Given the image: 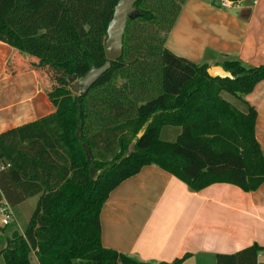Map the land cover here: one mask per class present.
<instances>
[{
  "label": "trees",
  "instance_id": "1",
  "mask_svg": "<svg viewBox=\"0 0 264 264\" xmlns=\"http://www.w3.org/2000/svg\"><path fill=\"white\" fill-rule=\"evenodd\" d=\"M183 1L139 0L121 58L77 96L67 76L81 79L106 63V32L119 0H0V42L36 60L54 109L0 134V211L38 197L21 233L0 227L4 264H31L30 255L37 264H148L103 247L100 225L111 192L145 167L196 193L223 184L250 193L264 183L257 113L221 96L250 94L264 82V66L226 60L216 66L233 79H213L209 66L167 50ZM165 127L180 129L174 142L160 140ZM263 252L252 245L217 255L216 264H258Z\"/></svg>",
  "mask_w": 264,
  "mask_h": 264
},
{
  "label": "crops",
  "instance_id": "2",
  "mask_svg": "<svg viewBox=\"0 0 264 264\" xmlns=\"http://www.w3.org/2000/svg\"><path fill=\"white\" fill-rule=\"evenodd\" d=\"M219 1L184 0L167 50L209 67L226 60L264 66V0H229L230 8ZM35 63L0 42V134L54 112L46 95L49 80ZM235 100L230 104L242 112L256 111L255 137L264 153V82ZM9 209L18 226V213ZM100 225L102 246L137 262L170 264L188 255L183 264H216L217 255L264 248V183L250 193L225 184L196 193L162 170L145 167L111 192Z\"/></svg>",
  "mask_w": 264,
  "mask_h": 264
},
{
  "label": "water",
  "instance_id": "3",
  "mask_svg": "<svg viewBox=\"0 0 264 264\" xmlns=\"http://www.w3.org/2000/svg\"><path fill=\"white\" fill-rule=\"evenodd\" d=\"M139 0H119L117 3L111 22L106 32L104 51L106 63L100 68L92 67L81 79L75 75L67 76V83L70 91L77 96H84L89 89L110 69V63L116 62L122 56V38L128 21H132L139 16L135 4ZM61 74L64 72L61 71ZM210 78L230 79L233 77L225 72L220 66H213L207 70ZM95 181V179H94Z\"/></svg>",
  "mask_w": 264,
  "mask_h": 264
},
{
  "label": "rangeland",
  "instance_id": "4",
  "mask_svg": "<svg viewBox=\"0 0 264 264\" xmlns=\"http://www.w3.org/2000/svg\"><path fill=\"white\" fill-rule=\"evenodd\" d=\"M49 87H50V82H49ZM49 87H48V89H49ZM221 96L228 103H232V104L236 103L235 98L232 97V96H230V95H228V94H226V93H222ZM237 104H238V102H237ZM179 133H180V129L179 128H175V127H165V128H163L161 130L160 140H162L164 142L172 143V142L175 141V139H176V137L178 136ZM37 199H38V197L30 198L25 203H23L20 206H18V207L15 208V210L18 213V216H19L18 226H16V223L12 220L11 217L9 218V224L12 225L14 228H16V230L19 233L21 232V230H23V228L25 227V225L28 223V221H29V219H30V217L32 215V212H33V210L35 208ZM1 219H2V217L0 215V221H1ZM10 233L11 232H7L6 235L7 236H10ZM30 263L31 264H37L36 259L34 258L33 255H30ZM0 264H4V260L2 258H0ZM258 264H264V260L263 259H260L259 262H258Z\"/></svg>",
  "mask_w": 264,
  "mask_h": 264
},
{
  "label": "built area",
  "instance_id": "5",
  "mask_svg": "<svg viewBox=\"0 0 264 264\" xmlns=\"http://www.w3.org/2000/svg\"><path fill=\"white\" fill-rule=\"evenodd\" d=\"M219 5L222 8H230L233 6V2H231L229 0H220ZM1 169H3V167H1ZM1 212L4 215V219L2 221V226H6L9 224V218L10 217L12 218V212L7 205H5L3 209H1Z\"/></svg>",
  "mask_w": 264,
  "mask_h": 264
}]
</instances>
